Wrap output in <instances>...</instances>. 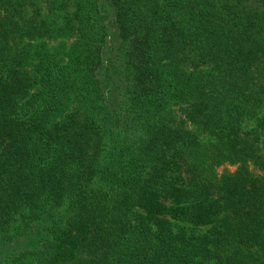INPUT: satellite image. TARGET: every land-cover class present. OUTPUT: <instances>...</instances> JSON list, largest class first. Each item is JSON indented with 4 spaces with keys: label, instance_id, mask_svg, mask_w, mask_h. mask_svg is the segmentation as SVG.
<instances>
[{
    "label": "trees",
    "instance_id": "obj_1",
    "mask_svg": "<svg viewBox=\"0 0 264 264\" xmlns=\"http://www.w3.org/2000/svg\"><path fill=\"white\" fill-rule=\"evenodd\" d=\"M0 264H264V0H0Z\"/></svg>",
    "mask_w": 264,
    "mask_h": 264
}]
</instances>
